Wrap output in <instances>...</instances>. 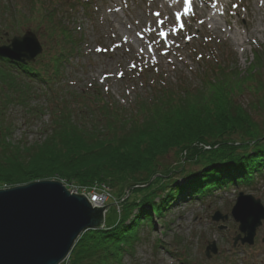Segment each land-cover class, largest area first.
<instances>
[{
  "label": "trees",
  "instance_id": "16d2710c",
  "mask_svg": "<svg viewBox=\"0 0 264 264\" xmlns=\"http://www.w3.org/2000/svg\"><path fill=\"white\" fill-rule=\"evenodd\" d=\"M65 1H68L66 8L75 9L80 0ZM21 6L29 12L25 17H33L31 22L38 30L43 28L57 45L65 42L57 53L48 52L28 67L0 61V82L15 87L14 80H21L16 83V88L20 87L23 93V96L20 93L11 97L8 92L4 97L3 88L0 91V187L5 184L16 187L59 177L81 185L105 183L117 187L118 192L123 191V195L118 196L123 200L117 223L110 228L104 226L82 233L67 260L61 264H124V258L134 255L139 228L152 232L154 222L149 211L157 218L158 215L161 217L172 204L200 199L211 190L248 185L264 172V82L253 76L254 72L258 74L262 70L259 75L264 77L263 55H254L251 75L243 76L236 86L240 92L244 89L252 94L254 90L253 93L260 96L258 110H253V114L239 102L227 99H222L223 104L209 107L210 99L203 95L220 90L224 84L226 90H233L236 83L228 79H234L239 73L235 65L226 71L220 62L215 63L216 69H213L209 55L208 58L201 55L198 61L208 65L207 71L202 73L201 88H192L182 80L169 84L157 76L154 82L159 80L160 83L152 85L149 100L140 110L144 117L138 119L137 111L122 113V108L113 109L107 102H100L97 89L79 91L70 84V90L57 91L56 81L62 76L69 52L56 57L65 51H70L71 55L78 45L63 26L53 23L55 12L47 16L48 9L41 0H28ZM17 7H12L7 16V7L0 6V20L8 21L7 26L14 22L16 26L22 25L23 20L18 16L23 14L18 13ZM56 36H62L63 40ZM33 82L43 84L39 89L48 96L50 107H45L43 113L50 114V123L40 131L38 140L15 142L11 138L13 128L5 123L6 107L11 104L30 107L29 93L33 91L34 95L38 91L31 85L35 84ZM224 107L223 121L216 120L214 111ZM190 109L195 115L186 121L182 114ZM30 113L36 116L40 111L35 107ZM255 115L259 120L254 118ZM139 120H145L144 124L136 125ZM216 123L222 126L217 127ZM189 125L192 128L188 132L180 133L183 126ZM177 148V154L185 152L184 162L178 161L176 168L161 162ZM187 163L196 169L189 170V175L180 174L187 176L182 184L168 182L164 187L167 192L158 203L150 200V195L129 202L131 193L140 191L156 176L160 180L162 177L169 180L173 171L184 170ZM136 205L139 206L136 214H132L130 208Z\"/></svg>",
  "mask_w": 264,
  "mask_h": 264
},
{
  "label": "rangeland",
  "instance_id": "374dc122",
  "mask_svg": "<svg viewBox=\"0 0 264 264\" xmlns=\"http://www.w3.org/2000/svg\"><path fill=\"white\" fill-rule=\"evenodd\" d=\"M54 2L68 3L65 0H51L49 7ZM22 4L23 0H0V6L9 10L7 16L16 5L19 6L18 13L23 14L18 16L23 20L22 25L16 26L14 22L7 26L8 21L0 20V44H6V40L13 37H21L27 29L36 35L43 31V28L38 30L31 22L33 17H25L29 12ZM77 9L78 14H75ZM177 13L181 15L179 22L176 20ZM184 13V0H80L70 12L68 25H63L78 47L63 67L62 76L56 81V90H70V84L79 91L97 89L100 102H107L113 109L122 108V113L134 114L137 111L140 114L138 119H141L144 113L140 110L145 108L149 100L152 85L160 83L159 80L154 82L155 77L169 84L186 81L192 88L199 89L203 85L202 73L207 71L208 65L198 60L201 55L206 58L209 55V60L213 61L211 68L216 69L215 63L220 62L224 70L230 71L231 66L235 65L239 73L234 79H228L236 83L233 90H226L224 84L220 90L203 95L210 99L207 103L209 107L223 104L222 99H227L239 102V105L253 114L258 110L260 96L253 93L254 90L252 94L244 89L240 92L236 86L243 76L251 75L250 69L255 66L254 55L264 56V0H189L187 15ZM46 14L53 15L49 10ZM160 32H164L165 36L161 37ZM38 38L44 49L50 50V54L57 53L59 46L65 42L63 40L57 45L54 38ZM259 74H262V70L258 74L253 73L254 79L264 82V77ZM14 81L15 87L0 82V91L3 88L1 92L4 97L8 92L11 97L22 93L20 87L16 88V83L21 80ZM33 83L31 85L38 91L34 90V95L33 91L29 93L30 107L22 108L13 104L6 107L5 123L8 122L13 128L11 138L15 142L38 140L40 131L50 123V114L43 113L45 107L50 105L48 96L42 88L39 89L43 84ZM249 86L253 84L249 83ZM35 107L40 114L33 116L30 111L33 112ZM224 111L225 107L214 111L215 119L223 121ZM203 112L207 117L206 111ZM194 115L191 110L183 113L182 117L189 121ZM254 118L259 120L256 115ZM144 122L139 120L136 125H143ZM221 126L217 124V127ZM190 128V125L183 126L180 133L188 132ZM177 151L178 148L172 149L161 162L176 168L175 164L178 161L184 162L186 156L185 152L177 154ZM184 168L182 171H173L169 180L163 177L160 180L156 176L154 181L152 179L140 191L131 193L129 202H137L142 196L150 195L149 199L158 203L167 192L164 187L168 182L182 184L187 176L180 174L189 175V170H195L196 166L187 163ZM259 178L252 187L214 191L211 196L184 205L172 204L158 218L149 211L154 229L150 232L144 227L139 228L134 255L124 258V264H264V224L257 231L253 247L233 249L232 238L237 233V224L230 215L223 223L226 228L222 231L218 230L220 223L211 221L215 211L229 214L239 191L259 198L264 206V173ZM51 180L65 181L59 177L42 181ZM8 188L13 187L5 184L0 190ZM109 188L112 198L106 205L104 226L110 228L118 221L116 202L123 191L118 192L115 186ZM138 207L130 208V211L133 209L132 214H136ZM158 239L161 244H154ZM212 240L216 241L219 253L208 260L204 256V249L207 242ZM181 257L182 261L179 259Z\"/></svg>",
  "mask_w": 264,
  "mask_h": 264
},
{
  "label": "water",
  "instance_id": "95a60500",
  "mask_svg": "<svg viewBox=\"0 0 264 264\" xmlns=\"http://www.w3.org/2000/svg\"><path fill=\"white\" fill-rule=\"evenodd\" d=\"M40 53L31 33L0 47V57L21 64L33 62ZM82 195L71 194L55 181L0 190V264H61L82 233L104 227L105 208H93ZM231 216L244 235L234 238V245L239 240L252 245L264 220L260 201L240 193ZM226 219L218 212L212 217L215 222ZM212 254H217L215 242L205 250L207 258Z\"/></svg>",
  "mask_w": 264,
  "mask_h": 264
},
{
  "label": "built area",
  "instance_id": "2783aa9c",
  "mask_svg": "<svg viewBox=\"0 0 264 264\" xmlns=\"http://www.w3.org/2000/svg\"><path fill=\"white\" fill-rule=\"evenodd\" d=\"M71 194H83L86 199L95 207H103L109 200V190L105 185H93L82 187L74 184L65 185Z\"/></svg>",
  "mask_w": 264,
  "mask_h": 264
},
{
  "label": "snow or ice",
  "instance_id": "6c2138e0",
  "mask_svg": "<svg viewBox=\"0 0 264 264\" xmlns=\"http://www.w3.org/2000/svg\"><path fill=\"white\" fill-rule=\"evenodd\" d=\"M184 5H185V13L184 14L187 15V8H188V5H189V0H184ZM157 15H159V14H157ZM180 19H181V15H180V13H177L176 14V20H177V22H179ZM159 23H163V21H159ZM160 36L161 37L165 36V33L164 32H160Z\"/></svg>",
  "mask_w": 264,
  "mask_h": 264
}]
</instances>
